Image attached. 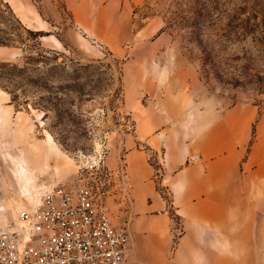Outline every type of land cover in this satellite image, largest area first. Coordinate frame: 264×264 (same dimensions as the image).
<instances>
[{"label": "rangeland", "instance_id": "obj_1", "mask_svg": "<svg viewBox=\"0 0 264 264\" xmlns=\"http://www.w3.org/2000/svg\"><path fill=\"white\" fill-rule=\"evenodd\" d=\"M25 29L43 35L33 41ZM0 62L14 64L0 68L4 218L56 185L99 186L112 223L130 227L131 260L140 213L125 136L136 135L150 108L166 111L165 128L198 120L199 111L250 109L248 152L253 165L264 158V0H0ZM11 89L19 95L14 103ZM177 107L198 112L174 116ZM133 147L147 154L166 205L160 212L171 219L165 264H207L206 254L178 252L184 225L157 154L147 142ZM252 201L262 209L255 211L264 233V188L253 190ZM262 244L236 252L235 264H264Z\"/></svg>", "mask_w": 264, "mask_h": 264}, {"label": "crops", "instance_id": "obj_2", "mask_svg": "<svg viewBox=\"0 0 264 264\" xmlns=\"http://www.w3.org/2000/svg\"><path fill=\"white\" fill-rule=\"evenodd\" d=\"M162 101L167 104L165 98ZM159 111L148 109L147 117L136 125V135L125 136L131 145L128 168L136 185L135 209L140 213L132 225L134 256L128 258L127 264H165L167 231L171 226L170 217L160 212L166 205L151 179L147 154L133 147L139 140L156 152L161 178L171 189L173 203L182 216L184 231L177 244L178 252L206 254L207 264H235L236 252L261 251L264 233L257 222L262 216L255 209H262L259 204L253 207L252 192L264 188V158L259 156L253 165L248 152L246 124L251 110L233 106L223 112L199 111L198 120L172 122L166 126L169 128L162 120L166 111ZM195 112L194 108L189 111L177 107L172 115L188 117L193 113L189 115L193 117ZM182 127L188 133L177 130ZM112 156L106 157L108 166L115 164ZM111 169L107 172L110 175ZM155 211L159 214H152Z\"/></svg>", "mask_w": 264, "mask_h": 264}, {"label": "built area", "instance_id": "obj_3", "mask_svg": "<svg viewBox=\"0 0 264 264\" xmlns=\"http://www.w3.org/2000/svg\"><path fill=\"white\" fill-rule=\"evenodd\" d=\"M105 193L56 185L16 218L0 213V264H127L130 227L112 223Z\"/></svg>", "mask_w": 264, "mask_h": 264}, {"label": "trees", "instance_id": "obj_4", "mask_svg": "<svg viewBox=\"0 0 264 264\" xmlns=\"http://www.w3.org/2000/svg\"><path fill=\"white\" fill-rule=\"evenodd\" d=\"M25 32H26V34H27V36H28V38L29 39H31V40H33V41H37V39H38V37L39 36H41V35H43L41 32H34V31H32V30H29V29H25ZM23 41V40H22ZM22 44H23V42H22ZM36 42H33V44H31V49L34 47V46H36ZM41 57H45V56H43V54L42 53H38ZM57 54L56 53H53V56H56ZM27 59H33V57H32V55L31 54H29L28 56H27ZM33 60H35V59H33ZM9 65H14V64H11V63H9V62H0V68H2V67H4V66H9ZM1 75H2V72L0 73ZM32 81H34V80H32ZM37 81V80H36ZM9 93L11 94V102L12 103H14V102H16L17 101V99L19 98V95L17 94V92H16V89H11V90H9ZM20 103V102H19Z\"/></svg>", "mask_w": 264, "mask_h": 264}]
</instances>
